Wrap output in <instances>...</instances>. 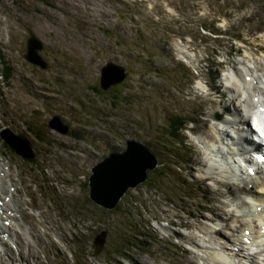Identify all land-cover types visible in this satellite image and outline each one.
Listing matches in <instances>:
<instances>
[{
	"label": "rangeland",
	"instance_id": "1",
	"mask_svg": "<svg viewBox=\"0 0 264 264\" xmlns=\"http://www.w3.org/2000/svg\"><path fill=\"white\" fill-rule=\"evenodd\" d=\"M54 1L0 0V264H264V239L242 246L228 228L233 219L231 226L239 227L256 220L238 211H246L249 196L234 197L241 193L224 187L226 206L213 197L220 183L209 176L215 160L208 144L217 129L212 115L234 105L218 76L243 92L237 81L251 83L243 64L264 69L258 56L264 52V0ZM130 22L132 31L123 33ZM27 26L47 43L43 55L52 69L24 57ZM107 27L138 34L126 42ZM154 28V39L147 38ZM154 44L171 50L149 53ZM110 58L137 71L121 88L95 91ZM182 126L185 144L178 141ZM135 137L151 143L164 167L106 210L89 199L91 167L108 146L124 148ZM169 148L171 157L185 158L178 170L183 157L173 167ZM234 162L239 165L238 158ZM10 165L13 183L12 170L4 171ZM217 205L223 211L211 208ZM229 214L231 222L224 221ZM101 231L106 240L96 250ZM232 242L245 258L229 256Z\"/></svg>",
	"mask_w": 264,
	"mask_h": 264
},
{
	"label": "water",
	"instance_id": "2",
	"mask_svg": "<svg viewBox=\"0 0 264 264\" xmlns=\"http://www.w3.org/2000/svg\"><path fill=\"white\" fill-rule=\"evenodd\" d=\"M31 42L40 44L32 31L26 43L25 55L35 60L33 55H36L37 50ZM128 146L122 152L108 148L109 156L93 167V175L88 183L89 197L107 209L116 208L127 189L142 182L146 178L148 167L155 164V161L150 160L149 149L144 144L134 140L128 141Z\"/></svg>",
	"mask_w": 264,
	"mask_h": 264
},
{
	"label": "bare ground",
	"instance_id": "3",
	"mask_svg": "<svg viewBox=\"0 0 264 264\" xmlns=\"http://www.w3.org/2000/svg\"><path fill=\"white\" fill-rule=\"evenodd\" d=\"M247 55L248 56H252L253 54L250 52V50H249V52L247 53ZM258 55H259V57H264V52L262 53V52H260V53H258ZM246 75H249V73H247ZM249 77H250V75L248 76V79H249ZM252 77H254V79H257V77L253 74V73H251V79H249L250 81H251V85L250 86H248V89H247V85L243 82V81H241V80H239V84H240V86L242 87V89H243V91H244V93H248V94H250V92L252 91V93H256V92H259V86H257V85H255L253 82H252ZM222 79H221V77H219L218 76V79H217V81L216 82H218L219 84H221L222 86H225V84L224 83H222ZM230 82V80L229 79H226V83H229ZM225 88H226V86H225ZM209 90V89H208ZM246 95V97L247 96H249V95ZM257 95V93L256 94H254L253 96H256ZM234 96H236L237 98H238V100H240V101H243L246 97H243V94H235ZM225 97H227V94L225 95ZM228 98V97H227ZM228 101H229V98H228ZM261 104H262V106H264V101L263 102H261ZM260 109V108H259ZM259 111V110H258ZM232 112H235L234 110H232ZM236 112H238L237 110H236ZM259 112H261V111H259ZM237 115V114H236ZM253 117H254V119H255V122L257 123V124H263V118H262V116L261 115H259V113L258 112H255L254 113V115H253ZM263 117H264V112H263ZM240 118V115L239 116H237L235 119H239ZM234 119V121L235 122H237L238 120H235ZM242 125H243V127L245 126V123L244 122H240V123H238V124H236V129H235V131L236 132H241V130H243L242 129ZM205 131V130H204ZM243 132V131H242ZM241 132V133H242ZM240 133V135H238V136H230L229 137V139L228 138H224L222 141H221V143H222V146L224 147V148H226L228 151L230 150V151H234V152H238L237 154H239L240 155V153H245V154H248V155H250V157L252 158V155L251 154H253V153H251L255 148H256V145L253 143V141H250L251 139L249 138V136L246 134V133H242L241 134ZM181 139H183V137H181ZM180 139V140H181ZM201 141V140H200ZM232 142V144H234L235 146H234V148L236 149V150H234L233 148H231L230 147V145H229V143H227V142ZM238 141H242L241 143H242V145H243V147L245 148V151L243 152V151H240V148H239V145H238V143H236L235 144V142H238ZM246 142H248L249 144H251V145H249L248 143H246ZM263 145V144H262ZM0 156H1V152H0ZM241 158H243V157H239V160H242ZM248 162V161H247ZM240 163V162H239ZM248 165H245V164H241L240 163V165L236 168V171H235V174L236 173H238V172H241L242 174H245L248 178H251L252 176H250V175H248V174H246V172L243 170L244 168H245V170H246V167H247ZM255 166V165H254ZM227 167H229V168H231V169H234L235 167H234V160L231 158V160H230V162L228 163V165H227ZM248 168V167H247ZM8 171H6V170H4L5 171V173L7 174V175H9L10 174V170H12V172H11V174H10V177H9V179H10V181H12V183L14 182V178L12 177V173H13V166L12 165H10V167L8 166ZM253 170H255V172L256 171H258V169H257V167L255 166V168L253 169ZM1 174L3 175V176H5V174H4V172H1ZM93 174H91V176H92ZM91 176L89 177L90 178V181H91ZM201 181L203 180V179H200ZM254 184H256V186L258 187L259 185H261L262 186V189H263V191H264V178H262L261 180H259L257 183L256 182H254ZM245 187H247L246 185H245ZM244 186H242V187H239V189H237L236 187H234V189L233 190H237L238 192H244V193H249V195L248 196H254L255 197V200L257 201L258 200V209H260V211H263V212H261L257 217H255V218H257V220H258V222L260 223V224H258V225H256V228L259 230L258 231V233L257 234H255L250 228H248V227H245L246 226V224H247V222L248 221H246L245 219H243L242 217H239V218H237V221L239 222V221H246L245 222V224H244V222H243V225H241L242 227H239L238 225H234V226H231V225H228V228L231 230V232H232V235H233V237H235V240L237 241V243L238 244H242V246H244V245H246L247 243H245L244 241L245 240H254V241H257L259 238H262V239H264V206L262 205V202H263V200H264V193H260V191H256V189L252 192V191H250V190H248V189H246ZM203 188H205L206 190L208 189L209 190V188H208V186H205V187H203ZM218 190H219V192H220V194H218L217 196H213V197H215L214 199H215V201H220V205L221 206H226V203L223 201V197H224V188H221L220 187V185H219V187H218ZM250 192H252V193H250ZM240 198H241V196H240ZM213 199V198H212ZM246 210H250V211H253L254 210V208H255V205H253V204H248V205H246ZM213 210H215V211H217V212H221V211H223V208L222 207H219V205H217V206H213V207H211ZM210 210V209H209ZM238 211L239 212H241V213H249V212H247V211H244L242 208H239L238 209ZM223 214V213H222ZM248 216H250V217H253L251 214H249ZM216 217H218V215L216 216ZM231 217V215L229 214V215H227L226 216V218H222L224 221L225 220H228L229 218ZM231 222V221H230ZM229 222V223H230ZM233 222V221H232ZM231 222V223H232ZM228 223V224H229ZM205 227L207 228V230H214V232L215 233H217L218 232V229H216V227L214 226H210V225H207V224H205ZM255 227V226H254ZM254 227H253V229H254ZM2 229H5V228H2ZM246 229H249V230H246ZM262 231V232H261ZM224 233V232H223ZM228 233V232H227ZM226 232H225V235H228ZM245 233H247V235L245 236ZM231 236V235H230ZM229 236V238H231ZM250 237H251V239H250ZM221 241V240H220ZM232 245H235L236 244V242H232L231 243ZM251 244H253V242L251 243ZM237 247V248H236ZM226 251H227V253H229V256L230 257H232L233 259H237V258H239V257H241V258H245V256L243 255V253H242V250L240 249V248H238V245H235L234 246V248H226ZM209 252V251H208ZM219 256V255H218ZM253 258H254V256H253ZM220 259V258H219ZM250 259V258H249ZM154 262V261H153ZM191 262V261H190ZM145 263L147 264V262L145 261ZM168 263V262H167Z\"/></svg>",
	"mask_w": 264,
	"mask_h": 264
},
{
	"label": "snow or ice",
	"instance_id": "4",
	"mask_svg": "<svg viewBox=\"0 0 264 264\" xmlns=\"http://www.w3.org/2000/svg\"><path fill=\"white\" fill-rule=\"evenodd\" d=\"M249 79H251V78L249 77ZM197 87H198L201 91H205V89H203V86L200 85L199 83H197ZM255 99H256V100H259V96L257 95V96L255 97ZM259 111L264 112V108H260ZM251 126H252V127H253V128L259 133V135H260L261 138H264V124H257V123L255 122V119L253 118V119H252V122H251ZM258 159H259L260 161L264 162V155L259 156ZM248 171H249V172H252L253 169L249 168ZM246 235H247V233H245V236H246ZM244 242H245V243H248L247 240H245Z\"/></svg>",
	"mask_w": 264,
	"mask_h": 264
}]
</instances>
